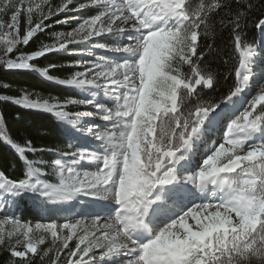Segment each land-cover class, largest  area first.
<instances>
[{"label": "snow or ice", "instance_id": "obj_1", "mask_svg": "<svg viewBox=\"0 0 264 264\" xmlns=\"http://www.w3.org/2000/svg\"><path fill=\"white\" fill-rule=\"evenodd\" d=\"M235 6L233 10L221 0H200L195 7L191 0H61L58 4L0 0V15L9 17L7 22L0 21V66L6 69H32L53 80L48 68L56 65L36 68L31 61L67 50L69 44L121 38L115 46L91 44L118 55L82 60L70 78L56 81L87 92L88 99L50 102L31 100L27 94L3 97L50 112L73 126H80L84 118L98 119L104 126L85 124L82 129L99 142L100 151L73 144L36 148L31 141L21 147L0 130V138L19 153L27 168L24 177L17 179L0 171V188H6L9 196L34 193L45 200L102 196L116 205L104 222L97 216L90 224H22L4 216L0 247L10 253V264H34L37 257L41 264H100L121 252L127 257L122 264H264V140L246 142L264 128V83L254 88L240 116L228 124L227 147L221 143L215 148L203 161L211 167H201L191 179L200 189L208 183L218 184L225 194L215 205L196 203L162 228L149 230L146 243L135 235L147 227L145 216L153 204V190L168 183L176 160L183 158L177 154L199 137L205 118L220 104L252 89L248 58L256 53L243 42L242 32L254 12L259 13L254 27L264 32V5L257 8L249 0H235ZM88 7L95 8L96 14L67 15ZM221 10L220 23L231 31L239 62L229 94L220 103H209L200 99L199 92L214 88L216 76L201 68L205 52L199 39L208 18ZM61 13L65 18L57 19V24L75 20L77 26L67 33H55L52 44H41L36 51L12 58L10 54L20 45H28L33 36L50 27L45 21ZM87 54L91 56V50ZM96 90L112 101L110 106L98 99ZM68 105L90 110L69 112ZM26 152L55 153L52 164L58 169L59 185L42 184L36 174L47 162L29 160ZM81 162L93 164L95 170H81Z\"/></svg>", "mask_w": 264, "mask_h": 264}, {"label": "rangeland", "instance_id": "obj_2", "mask_svg": "<svg viewBox=\"0 0 264 264\" xmlns=\"http://www.w3.org/2000/svg\"><path fill=\"white\" fill-rule=\"evenodd\" d=\"M61 0H52L53 4L60 3ZM85 0H77V3H84ZM74 5H70V7H73ZM95 8H84L81 9L79 12H70L67 15L70 17H87L96 14ZM65 18V14L61 13L59 16H53L50 20L45 21V24L50 25V27L45 28L43 31H54L53 29L56 27H59L60 30L57 32H52L50 35L51 43L52 44L55 40V33H67L71 31L73 28L77 26V21L73 20L70 23L67 24H57L55 21L57 19L63 20ZM9 19L8 16L0 15V21L7 22ZM25 21L24 18H21V33H23L24 27H25ZM4 31H7L5 28ZM259 30L257 29V35L258 38ZM34 37V36H33ZM32 37V38H33ZM31 38V39H32ZM113 39V40H112ZM121 38L118 36L117 40H120ZM260 39V38H259ZM116 40L114 36H110L108 38H103L100 41H91V42H85V43H76V44H69L67 47V50H62L64 52H67L70 54V56L76 58V63L71 67L73 68V73L78 70L76 65H79L82 60H89V59H95L97 56H106L108 58H113L115 55L111 52H108L104 49H98V48H92V43H103L112 45L113 41ZM259 44V45H258ZM256 45L260 46V42H258ZM113 46V45H112ZM255 47V46H253ZM252 47V48H253ZM254 49V48H253ZM261 49L263 50V44L261 46ZM91 50L92 55L89 56L87 52ZM261 50V51H262ZM107 53H111L108 54ZM256 53V52H255ZM12 55L14 58L16 57V51ZM258 57H261L262 55L260 53L256 54ZM0 56H3V51L0 49ZM18 56V55H17ZM263 56V55H262ZM264 58V56L262 57ZM255 62L249 63L248 68L251 73L250 75V85L252 89H245V91L237 96L233 97L231 101H228L227 103H222L217 107L218 110H215L214 112L210 113L208 116H212L213 118L215 115L221 114V118L218 119V123L222 124V130H221V136L219 138L213 137L211 134L219 133L218 126H215L214 129L210 130L209 128L206 129V131L210 130L209 133H203L200 134L198 138H196V141L199 140L200 143H198V147H193V149L187 148L185 153L194 152V155L192 156V160L185 158L177 159L176 162L179 163V167L175 169L174 167V173L169 177V182H171V187L168 189L169 185L163 184L158 185L156 189L153 190L152 193V200L153 204L150 206V209L148 213L145 216V225L146 228H141L136 232V238L140 243H146L150 239L149 236V230L151 232H155L156 230L162 228L165 224L171 222L174 218H176L179 214H181L183 211L187 210L191 206H193L196 203H211L215 205L218 200H216L213 193H210L209 190H207L206 196H201L202 194H196L198 193V187H195L191 184V179L199 172L201 167H211V165L205 166L203 164V161L207 159L209 155H212V153L215 151V148L219 147L221 143H225V146L227 147L226 141H225V134L228 131V124L232 122V120L236 119L237 116H240V114L243 111V108L246 106V103L249 99H251V96L255 94L254 88L260 84L264 83V62H259L256 60ZM36 60V59H35ZM31 61V62H35ZM257 65H260L259 71H253ZM8 70H22V69H8ZM39 75H41L38 71ZM45 78L44 76H42ZM67 77L66 79L70 78ZM48 80L47 78H45ZM57 80H63L55 78L52 81L54 83H57ZM59 84V83H57ZM61 85V84H60ZM62 87L70 90V92L76 91L73 93L75 96H77L76 99H88L89 95L87 92H84L78 88H75L73 86L68 85H61ZM98 94V99L102 100L106 104L112 103V101L108 100L103 96V93L99 92V90H96ZM29 95V98L31 100H39L43 101L45 99H42L40 97L34 96L32 94ZM50 102H55V99H47ZM90 109H85L83 106H76V105H68L66 108V111L69 112H75V111H85ZM223 114V115H222ZM224 116V117H222ZM208 118V117H206ZM85 121L82 122L80 126H73L69 123L67 124V127L64 129L67 132L68 135V141L67 144H73L76 147L85 148L89 150H96L100 151L101 149L98 147L99 142L96 141L91 135H88L85 133L82 129L85 124L90 125H98L100 127L104 126V122L97 120H92V118H84ZM211 119V118H209ZM211 121V120H210ZM211 133V134H210ZM253 137H255V140L252 142H247L249 144L258 142L260 140H264V128H261L258 132L252 134ZM195 140V139H194ZM181 153L177 154L178 156H185V153H183V149H181ZM57 159V158H56ZM175 162V163H176ZM190 163L189 165L183 167V163ZM192 166H200L198 168H191ZM81 170H87V171H94L95 166L88 162H81V164L78 166ZM27 171V168H26ZM173 177V178H172ZM36 178L40 179L42 184H47L51 187H55L59 185L60 183V176L58 174V169L52 165L50 168L42 169L36 174ZM209 184V183H208ZM211 185V183H210ZM207 184L203 187L206 188ZM189 187L191 194L194 195V197L189 198H183L180 197L178 193L181 192V188ZM187 190V189H184ZM159 192V193H158ZM204 192V190H203ZM223 195L225 194L222 192ZM222 196L219 194L218 199ZM180 199V201H179ZM205 201H202L204 200ZM214 200V201H208ZM183 200V201H182ZM0 202L3 203L4 207L0 208V219H2L4 216L14 217L15 219H18L21 221V223H68L72 222L75 223L76 221H83L84 223L90 224L93 219H95L97 216L101 218V222H104L105 219H107L108 215L111 214L116 205L111 200V198H103L102 196H89V195H77L74 196L72 199H52V200H45L44 198L38 196L34 193H24L22 196H9L6 193V188H0ZM23 202H28L29 206L32 208H35V212H38L43 215L40 219H32L28 217H23V213L21 212L22 208L21 204ZM193 202V203H192ZM190 203H192L190 205ZM179 207V208H178ZM175 212H180L178 214H175ZM45 213H48L52 215V217L44 216ZM155 214L152 216L151 214ZM3 227V226H0ZM142 231L144 232L142 234ZM127 257L126 255L121 252L118 254H114L102 261H100V264H122V261L125 260ZM107 260V261H106Z\"/></svg>", "mask_w": 264, "mask_h": 264}, {"label": "trees", "instance_id": "obj_3", "mask_svg": "<svg viewBox=\"0 0 264 264\" xmlns=\"http://www.w3.org/2000/svg\"><path fill=\"white\" fill-rule=\"evenodd\" d=\"M199 2L200 0H191V6L195 7ZM221 2L231 4L233 10L236 8L235 0H221ZM249 2L257 8L264 5V0H249ZM257 15H259L258 12L252 13L247 18V25L243 29V42L247 45L257 41L256 28L253 23ZM222 17H224V10L210 16L207 20V28L204 29L202 26L199 39L201 50L205 52L201 68L216 76L214 88L200 90L199 96L203 102L220 103L235 83L234 68L238 66L239 52L233 48L230 29L224 28L220 23ZM53 30L38 32L28 45H20L16 54L18 56L22 53L29 54L36 51L41 44H50L51 33L57 32L60 28L56 27ZM31 63L36 68L56 65L55 68H48V75L66 79L73 74L71 67L76 63V58L67 52L58 51L47 53ZM229 73L233 74L229 75ZM73 93L75 91L70 92L60 84L46 80L32 69L8 70L0 66V130L5 131L7 136L21 147L25 145V141H31L36 148L66 147L68 141L67 132L64 130L67 127L66 123L50 112L26 108L23 104H16L3 97H21L25 94H32L42 99L63 101L65 98L76 99L77 96ZM189 106L190 104L186 103V107ZM25 155L29 160L46 161L47 166L41 167L42 169L50 168L53 165L52 161L57 158L55 153L50 152H26ZM0 171L12 179L23 178L26 173L25 163L20 159L19 153L5 143L3 138H0ZM21 207L23 217L32 219L43 217L42 214L35 212V208L30 207L28 202H23ZM44 216L52 217L48 213ZM10 259V253L0 247V264H10ZM34 264H41L38 257L34 259Z\"/></svg>", "mask_w": 264, "mask_h": 264}, {"label": "bare ground", "instance_id": "obj_4", "mask_svg": "<svg viewBox=\"0 0 264 264\" xmlns=\"http://www.w3.org/2000/svg\"><path fill=\"white\" fill-rule=\"evenodd\" d=\"M259 33H260V35H261V37H262V39H263V50H262V52L264 53V32H261L260 30H259ZM115 37V39L116 40H114L113 41V43H112V45L113 46H115V44L116 43H118L119 42V40H117L118 39V36H114ZM101 39H103V38H94L93 39V41H100ZM113 40V39H112ZM261 53V52H260ZM260 53H259V55H260ZM108 54H111V53H107V55ZM257 57V61H259V62H264V58H262V57H258L257 55H255V56H253V57H249L248 58V64L251 62V63H253V62H255V58ZM259 69H260V65H257L256 67H255V69H253V71H259ZM218 116V117H217ZM215 117H217L216 119L215 118H213V115L210 117V116H208V118H205V124L204 125H202L201 126V135L203 134V133H206V132H209L210 130H212V129H214V127L215 126H218V130H219V133H218V138L221 136V130H222V127H223V125L220 123H218V119H220L221 118V114H218V115H215ZM209 118H211V119H209ZM211 120V121H210ZM209 128L210 130L208 131H206V129L207 128ZM255 140V137H253L252 136V134L247 138V140H246V142H252V141H254ZM198 143H200L199 142V140L198 141H196V138H195V140H193L192 142H190V146L188 147L189 149H193V147H198ZM186 151L184 150L183 151V153H185ZM194 155V152H189V153H185V156H182L183 158H187V159H189V160H192V156ZM178 161V160H177ZM179 163L180 162H176L175 163V169L177 168V167H179ZM190 163H183V167H185V166H187V165H189ZM198 167H200V166H192L191 168L193 169V168H198ZM174 171V170H173ZM174 173V172H173ZM173 178V177H172ZM166 185H169V187H168V189L171 187V182H169V183H165ZM211 186L212 187H215L216 185H213V184H211ZM184 189H187V190H184ZM192 191V190H191ZM191 191H190V188L189 187H186V188H181V192L179 193V195L180 194H182L184 197H194V195L193 194H191ZM159 193V192H158ZM201 193H203V191L199 188L198 189V193H196V194H201ZM217 200V199H216ZM202 201H205V199L204 200H202ZM208 201H214V200H209L208 199ZM193 203V202H192ZM192 203H190V205L192 204ZM152 216H154L155 214H151ZM107 261V260H106Z\"/></svg>", "mask_w": 264, "mask_h": 264}]
</instances>
